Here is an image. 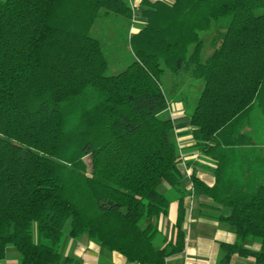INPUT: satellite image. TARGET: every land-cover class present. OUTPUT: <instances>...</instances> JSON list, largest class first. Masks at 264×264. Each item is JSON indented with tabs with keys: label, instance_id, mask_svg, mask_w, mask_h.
Returning a JSON list of instances; mask_svg holds the SVG:
<instances>
[{
	"label": "trees",
	"instance_id": "16d2710c",
	"mask_svg": "<svg viewBox=\"0 0 264 264\" xmlns=\"http://www.w3.org/2000/svg\"><path fill=\"white\" fill-rule=\"evenodd\" d=\"M130 38L135 60L106 76L101 12L134 23L123 0L0 1V261L74 264L60 246L84 234L135 264H167L185 249V199L174 123L163 116L184 89L201 87L191 115L196 149L215 163L192 194L227 215L240 242L230 253L264 264V0L142 2ZM217 26L202 58L201 35ZM197 86V85H196ZM180 193L170 239L157 222Z\"/></svg>",
	"mask_w": 264,
	"mask_h": 264
},
{
	"label": "crops",
	"instance_id": "0c3cea01",
	"mask_svg": "<svg viewBox=\"0 0 264 264\" xmlns=\"http://www.w3.org/2000/svg\"><path fill=\"white\" fill-rule=\"evenodd\" d=\"M123 1L133 8L134 23L140 26L139 29L143 27L145 19L142 2L144 0ZM184 91L186 99L171 102L167 112L174 123L171 138L180 151L179 168L183 175L182 185L191 195L185 199L187 208L183 224L186 236L185 249L181 254L168 258L167 264H184L185 261L190 264H255L253 257L241 256L237 253H232L228 261L224 262L230 253L229 247L239 244L247 250L259 251L261 245L251 240L240 242L234 228L216 219V216L227 215L229 211L220 209L207 196L192 194V176L196 175L209 186H213L216 182V165L196 149L193 136L195 127L192 126L191 115L201 91L199 82H195V86L186 87ZM160 190L169 198L170 206L167 215L162 216L157 225L162 237L170 239L173 235V227L180 218L181 195L168 185H163ZM60 253L63 258L74 260V264H135L129 262L120 253L102 247L86 234L73 239L69 237V232L65 233ZM0 264H21V255L16 248L8 247L6 258L0 261Z\"/></svg>",
	"mask_w": 264,
	"mask_h": 264
},
{
	"label": "rangeland",
	"instance_id": "374dc122",
	"mask_svg": "<svg viewBox=\"0 0 264 264\" xmlns=\"http://www.w3.org/2000/svg\"><path fill=\"white\" fill-rule=\"evenodd\" d=\"M5 1V0H0ZM217 26L224 31L222 24L214 25L212 31L201 35L204 40V52L202 58H207L213 50L212 41L217 36ZM140 26L135 23L115 17L113 14L101 12L98 21L92 30V36L98 38L101 42L108 69L106 76L116 75L123 72L135 60L133 51L130 47L131 36L139 29ZM191 86V85H190ZM189 87V86H188ZM165 112L163 116H168ZM70 231V224L64 230L65 233Z\"/></svg>",
	"mask_w": 264,
	"mask_h": 264
},
{
	"label": "built area",
	"instance_id": "2783aa9c",
	"mask_svg": "<svg viewBox=\"0 0 264 264\" xmlns=\"http://www.w3.org/2000/svg\"><path fill=\"white\" fill-rule=\"evenodd\" d=\"M184 264H190V262H188V261H185V262H184Z\"/></svg>",
	"mask_w": 264,
	"mask_h": 264
}]
</instances>
